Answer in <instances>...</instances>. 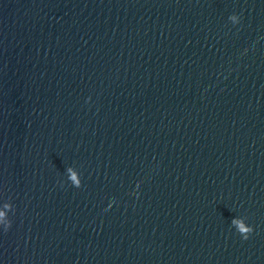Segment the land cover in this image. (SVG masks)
<instances>
[{
    "label": "water",
    "instance_id": "95a60500",
    "mask_svg": "<svg viewBox=\"0 0 264 264\" xmlns=\"http://www.w3.org/2000/svg\"><path fill=\"white\" fill-rule=\"evenodd\" d=\"M5 204L0 264H264V0H0Z\"/></svg>",
    "mask_w": 264,
    "mask_h": 264
},
{
    "label": "clouds",
    "instance_id": "9594fccd",
    "mask_svg": "<svg viewBox=\"0 0 264 264\" xmlns=\"http://www.w3.org/2000/svg\"><path fill=\"white\" fill-rule=\"evenodd\" d=\"M229 19L234 24L239 23V17L236 14H232ZM66 171L71 184L76 188H80L82 182L78 179L76 172H74L71 168H68ZM4 208L7 211L0 210V224H3V230L4 232H7L12 226V220L9 219L8 212L13 211V205L5 204ZM230 224L236 229L243 240L249 239L250 235L254 231V228L246 223L245 217H234Z\"/></svg>",
    "mask_w": 264,
    "mask_h": 264
}]
</instances>
